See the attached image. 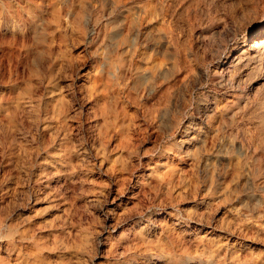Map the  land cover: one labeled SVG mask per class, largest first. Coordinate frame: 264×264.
<instances>
[{
    "label": "rangeland",
    "instance_id": "1",
    "mask_svg": "<svg viewBox=\"0 0 264 264\" xmlns=\"http://www.w3.org/2000/svg\"><path fill=\"white\" fill-rule=\"evenodd\" d=\"M262 16L0 0V264H264L262 76L223 65Z\"/></svg>",
    "mask_w": 264,
    "mask_h": 264
},
{
    "label": "bare ground",
    "instance_id": "2",
    "mask_svg": "<svg viewBox=\"0 0 264 264\" xmlns=\"http://www.w3.org/2000/svg\"><path fill=\"white\" fill-rule=\"evenodd\" d=\"M261 53H264V17L263 16L261 18H259V23L249 33L248 37H244L241 44L237 48H235L234 53L223 63L224 66L228 65L226 67V69H227L226 74H228V78H230L232 85L236 84V82H237V85L240 87L241 84L243 83V81H245L247 79H249V80L253 79V81H255V80H257V78H260V75H261L262 77L260 79L262 81H260V82L257 81L258 83L256 82L258 85L255 87V89H256V91H258L259 88L264 86V62L258 63L255 61V58L256 59L261 58L262 60H264V58L262 56L264 54L261 55ZM260 68H261V71L263 72L262 74H260L261 73ZM53 134H55V133H53ZM149 175L150 174H148V176ZM140 176H141L142 180L139 183L141 184L142 182H144L146 175L142 174ZM138 181H139V179H138ZM133 193L134 194L137 193L135 191V189H133ZM125 197H127V196H125V194H121V195H119L118 198H115V199L119 200L118 206H120L124 202V200L128 201V199L127 198L125 199ZM134 197H135V195H134ZM130 198H132V197H130ZM130 201H132V200H130ZM13 244H14V247L11 250L12 251L15 250V252H16L17 251V244L16 243H13ZM18 254L19 255H17V257L20 256V253H18ZM21 260H23V259L21 258Z\"/></svg>",
    "mask_w": 264,
    "mask_h": 264
}]
</instances>
